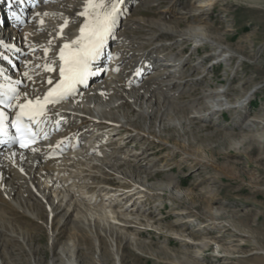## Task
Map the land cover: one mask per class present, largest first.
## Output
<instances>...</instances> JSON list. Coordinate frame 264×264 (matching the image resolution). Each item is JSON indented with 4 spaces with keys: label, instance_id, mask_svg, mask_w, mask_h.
Returning <instances> with one entry per match:
<instances>
[{
    "label": "bare ground",
    "instance_id": "6f19581e",
    "mask_svg": "<svg viewBox=\"0 0 264 264\" xmlns=\"http://www.w3.org/2000/svg\"><path fill=\"white\" fill-rule=\"evenodd\" d=\"M62 1L52 0L30 13L32 20L18 31H3L0 28V86H13L18 89V99L14 100L16 104L27 100L42 101L48 91L59 83L57 58L60 49L64 44L77 39L80 28L94 18L91 15H80L85 11L87 0H83L80 5L76 0ZM172 1V5L162 15L173 13L177 20L191 19L192 24L184 30H178L177 24L164 22V17L156 21L136 20L131 16L126 18L127 13L131 14L129 10L134 7V13L149 7L150 0H123V3H119L116 23L107 34L110 42H113V51L108 57V65L103 66L107 69L99 66L102 71L95 76V83H98L82 90L76 98L47 107L43 118L54 126L50 134L58 133L26 151H0L1 255L5 253L4 248L15 242L22 247L29 245L34 226L31 222L46 226L50 231L49 245L52 246L55 230L50 228L56 217L63 221L64 226H69L66 241L59 243L56 249V259L61 260V264L84 263L85 260L79 255L76 246L79 242L93 245L95 252L99 253L97 261L89 260L85 264H100L101 250L107 245L111 249H121L124 245L133 246L141 233L138 230L141 225L139 222L152 219L133 215L137 214L144 202L156 198L152 196V191H164V196L168 198L187 200L186 192H175L180 184L171 174L175 159L178 157L180 163L189 162L192 166H202L209 159L201 153L210 150L211 153L214 150V147L203 149L201 146L193 149L190 140L179 141L174 137L188 132L213 131L215 127L218 128L213 115L238 114L251 102V96L258 91L264 92L262 82L241 98L233 99L229 98L226 89L213 86L208 90L202 88L206 87L205 83L200 85L197 95L194 96L193 82H199V77H203L200 66L204 63L195 61L190 54L180 56L182 52H172L183 44H194L195 50L204 44L215 47V39L211 36L213 33L210 34L199 18L212 15L215 4L250 5L257 0H191L186 12L179 11L180 0ZM95 2L103 4V8L95 10L101 16L111 11L113 0ZM121 21H125L123 25ZM134 24L144 28V34L138 38L135 37V32L139 28L133 27ZM167 37H173L172 42L157 44L159 39ZM4 45H14L17 49L12 52L19 59L20 70L16 78L22 85L10 82L11 76L5 69L7 65L2 58ZM216 47L219 48L217 44ZM224 51L231 54L226 57L218 51L209 58L223 63L234 57L244 61V55L235 48H225ZM233 52L238 54L234 55ZM192 61L194 63H190ZM48 67L53 71H47ZM49 80L52 81L51 84L48 83ZM128 105L135 113L137 121L130 118L128 110H124ZM229 119L231 122L227 124L228 129L245 135L217 132L215 136L220 135L231 140L228 148L234 151L243 150L245 143L252 146V153L259 151V143L264 142V114L257 118L249 117L241 125L236 124L234 116H229ZM144 120H149V123H142ZM152 121H157L158 125ZM168 132L169 137H166L168 134L165 133ZM132 141H149L151 144L163 145L169 143L170 146L166 145L159 150L167 152L157 160L148 157L152 154L146 152V144L145 150L130 156L123 155L121 150L112 151L110 148L113 142H118L122 145L119 146L120 149H123ZM128 161L135 163L136 168L143 169L145 177L135 180L119 171L122 170L120 165ZM144 161V166L139 165ZM154 167L164 174L167 183L162 181L154 186L146 185ZM132 169L131 173L138 172ZM111 176L121 180L120 193L117 190L106 192V188L101 190ZM103 192L105 193L101 195ZM135 196L144 199L139 200V206H136V202L129 205ZM44 209L48 217L46 222L43 220ZM150 209L152 208L149 211ZM212 216L215 219L219 215ZM23 217L31 219L30 224L22 221ZM231 223L218 221L216 226L228 227L226 230L236 239L225 242V237L222 236L221 240L216 236L209 242L221 241V247L227 250L225 247L238 242L237 238H249L248 234ZM256 241L254 245L258 250L257 254L264 257V250L259 247L262 244ZM244 242L238 248L246 246L247 243ZM29 254L32 255V251ZM226 256L233 258L231 255ZM76 257L79 258L78 261L75 260ZM56 259L52 264L56 263ZM224 260L218 256L205 259L210 264H226Z\"/></svg>",
    "mask_w": 264,
    "mask_h": 264
},
{
    "label": "rangeland",
    "instance_id": "374dc122",
    "mask_svg": "<svg viewBox=\"0 0 264 264\" xmlns=\"http://www.w3.org/2000/svg\"><path fill=\"white\" fill-rule=\"evenodd\" d=\"M76 1L80 5L83 0ZM172 3V0H150L149 7L135 13L133 12L134 7V9L129 10L131 14L127 13L126 18L131 16L132 19L136 20L156 21L164 17V22L177 24L178 30H184L192 24L191 19L177 20L176 14L173 13L166 16L162 15ZM190 3L191 0H180L179 11H188ZM199 18L202 20V25L208 28L210 34L213 33L211 36L215 39V47L204 44L198 46L196 49L198 51H196L194 44H183L172 51L173 53L182 52L180 56L190 54L195 61H200V64L204 63L203 66H200L203 77H199V82H193L194 92L192 93L194 96L197 95L200 85L206 83V87L202 88L208 90L213 86L221 90L226 89L229 98L238 99L264 82V0H257L250 5L217 3L213 7L212 15ZM178 21L180 22L178 23ZM124 22L121 21V25ZM138 25L134 24L133 27ZM138 28L139 30L135 32L136 38L144 34V28L140 26ZM172 38L159 39L157 44H169L172 42ZM216 44L219 48L216 47ZM229 47L241 52L244 55V61L234 57L223 63L209 58L211 54L218 51L223 56L226 53L231 54L224 51L225 48ZM233 54L237 55L238 53L233 52ZM124 110H128L130 118L135 120V113L132 112L129 105ZM262 114H264V92L258 91L251 96V102L247 107L238 114L225 113L221 114L222 118L219 115H213L218 126L213 131L188 132L175 136L174 139L179 141L190 140L193 149H196L197 146H201L203 149L214 147L211 153H209L211 150L201 153L209 159L202 166H192L189 162L180 163L178 157L175 159L171 174L180 183L178 191L175 192L181 194L186 192L188 194L187 200L185 198H168L164 196V191H152L154 194L152 196H156V198L141 204L137 214L134 213L133 215L134 217H146V219L152 218L148 222H139L141 225L138 230L141 233L137 237L136 245H124L121 249H111L110 245L105 246V249L101 250L100 261L102 263L100 262V264H210L205 259L211 256H218L223 260L227 258L224 260L226 264H264L263 255L257 254L258 250L254 245V242L258 240L262 244L259 247L264 250V142L263 144L259 143L261 148L254 153H252V146L250 144L245 145L246 143L243 150L234 151L228 148L231 140L224 136H215L217 132L245 135V133H237L234 129H228L231 122L229 116L230 118L234 116L236 124L241 125L245 119L257 118ZM152 122L158 125L157 121ZM142 123L148 124L149 120H144ZM169 134V132L165 133L166 137H169ZM157 144H151L149 141H132L128 143L126 148L120 149L122 145L113 142L110 148L112 151L121 150L123 155L130 156L135 152H142L147 147L146 152L152 154L148 157L157 160L158 157L167 152V150L160 152L159 150L166 145L170 146L169 143ZM144 163L145 161L139 165L144 166ZM136 167L135 163L128 161V163L120 165L122 170L119 171L131 179L141 180L142 177H145L143 169ZM131 169L138 172L133 174L130 172ZM150 173V180L146 181L147 186H154L155 183H162V181L167 183L164 174L159 172L157 167H154ZM110 178L103 184L101 190L106 188V192L117 190V193H120L119 190L122 189L121 180L115 176ZM135 197L129 202V205L136 202V206H139L140 201L144 199L138 198L137 201ZM149 208L152 209L149 211ZM148 213L149 215H147ZM212 214L219 216L214 219ZM47 219V211L44 209L43 220L46 222ZM211 219L212 221H210ZM21 220L27 223L31 222V219L27 217H23ZM213 220L217 222H213ZM60 221L62 220L56 217L50 228L52 231L55 230L52 246L49 245L50 231L47 230L46 226L31 222L36 227L33 226V235L29 245L22 247L18 242H15L4 248L5 253L2 255L0 253V264H52L57 258L56 249L59 243L66 241L67 228L69 227L64 226L63 221ZM218 221L222 223L232 222V225L248 234L249 238H237L238 242L231 243L227 247L224 245L227 250L222 248L223 242L221 241L210 243L209 241L216 236L220 239L222 236L225 237V242L236 239L230 236V231L226 230L228 227L216 226ZM244 241L247 245L238 248V245ZM76 246L83 260L88 262L89 260H96L99 253L95 252L93 245L79 242ZM29 251H32V255L29 254ZM226 255H231L233 258ZM78 259V257L75 258L76 261ZM60 261L58 259L55 264H61ZM85 261L81 264H85Z\"/></svg>",
    "mask_w": 264,
    "mask_h": 264
},
{
    "label": "snow or ice",
    "instance_id": "6c2138e0",
    "mask_svg": "<svg viewBox=\"0 0 264 264\" xmlns=\"http://www.w3.org/2000/svg\"><path fill=\"white\" fill-rule=\"evenodd\" d=\"M123 3V0H113L110 12H105L102 16L95 10L103 8L102 3H96L95 0H87L85 11L80 13L82 16H93L94 18L85 22L80 28V36L64 44L60 50L59 58L62 64L59 68L60 81L54 88H51L44 97L43 102L39 99L27 100L25 103L19 104V112L16 114L13 127L16 128L21 147H28L25 136L30 134V129L24 123V118L27 117L32 121L35 116L43 115L45 106L49 103L58 102L69 95L74 90V85L84 83L90 59H95L103 47L105 37L109 34L116 23L118 12V4ZM67 21L65 22V26ZM51 72V67L47 68ZM52 83L51 80L48 81ZM15 92V90H12ZM9 99H18L17 96L9 97ZM4 103V101H0ZM10 107V104H6ZM5 114L0 112V132H3Z\"/></svg>",
    "mask_w": 264,
    "mask_h": 264
}]
</instances>
